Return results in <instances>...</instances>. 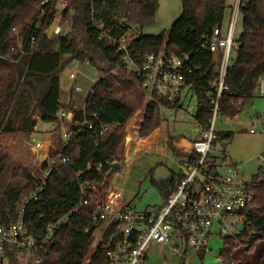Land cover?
Masks as SVG:
<instances>
[{
    "label": "trees",
    "instance_id": "1",
    "mask_svg": "<svg viewBox=\"0 0 264 264\" xmlns=\"http://www.w3.org/2000/svg\"><path fill=\"white\" fill-rule=\"evenodd\" d=\"M181 1L182 12L168 32L153 34L147 31L157 23L158 0H67L62 12L67 32L45 34L38 51L31 56V37L38 33L37 24L44 19L39 9L41 0H0V139L8 134L34 133L37 114L43 122L59 121L57 74L64 62L59 68L52 65L49 69H32L36 54L68 55V59L87 61L100 73L83 107H75L74 102L68 104L73 112L72 120L66 121L69 128L75 129L86 116H90L93 128L85 124L78 143L67 147L60 144L61 126L55 129L59 142L56 148L50 149L49 159L65 155L74 164L59 165L45 178L49 160L32 167L14 159L0 143L1 224L17 220L23 203L45 179L44 190L37 199L27 203L24 213L31 233L36 237L42 235L49 222L67 214L81 201L85 182L89 190L95 186L91 190L95 198L104 196L100 195L102 191L97 193L98 185L105 181L111 165L124 159L127 125L139 110L144 108L138 128L140 138L149 136L162 125L164 102L154 93L147 94L141 78L129 70L123 53L113 41L131 29H137L139 34L130 48L141 55L161 50L190 54L194 72L188 81L194 84L198 104L195 118L201 127L209 126L217 96L221 55L204 49L203 44L216 27L226 32L225 21L232 15L233 6L227 0ZM240 12L243 31L235 39L237 58L226 76L229 91L219 100L221 115L240 114L247 98L256 91L260 76L264 75V0H243ZM93 19L107 25L109 37H101L102 30L94 25ZM52 91L56 94L49 108L47 103ZM91 113L100 116L91 117ZM102 125L109 128L103 130ZM170 148L176 155L184 154L173 143ZM88 165L102 167L88 171ZM250 186L254 200L245 211L244 228L235 236L224 237L220 264H264V163ZM99 224L93 219L90 207L71 214L54 243L38 253L43 261L31 260L28 264H108L106 251L113 226L105 230L91 253ZM259 245L261 251L249 262L246 254ZM241 247L246 250L240 256ZM16 255L15 249L10 250V264H18Z\"/></svg>",
    "mask_w": 264,
    "mask_h": 264
},
{
    "label": "built area",
    "instance_id": "2",
    "mask_svg": "<svg viewBox=\"0 0 264 264\" xmlns=\"http://www.w3.org/2000/svg\"><path fill=\"white\" fill-rule=\"evenodd\" d=\"M242 1L237 0L226 33L216 27L203 44L204 49L221 55L217 96L211 108L212 117L207 128L199 129V136L193 141L191 149L181 155L183 172L175 180L164 204L142 210L132 201L125 202L119 191L95 198L96 194L91 191L95 186H91L89 190L85 185L88 183L85 182L81 201L67 214L49 222L44 233L36 237L27 227L24 213L27 203L33 198L37 199L44 190L46 180L43 179L31 197L23 203L17 220L7 225L0 223V264H10L12 249L17 251L18 264H28L31 260L42 262L43 258L38 255L40 250L54 243L58 231L69 221L71 214L89 207L97 222L113 218L108 226H113L106 251L108 264H146L147 252L152 244H165L173 237L179 241L173 247L180 251L182 246L206 248L208 239L214 235L235 236L239 232L237 226L243 222L245 211L254 200V192L250 184L238 181L237 165L219 144L221 133L216 130V122L221 111L219 100L229 91L226 76L235 62L230 61L231 51H237L238 48L234 31ZM66 4L67 0H41L39 9L42 10L44 19L37 24L38 33L31 37V56L38 51L45 34L53 36L61 32L60 26L59 31H55V23L57 14H62ZM93 23L102 30L101 37L110 36V30L106 29L104 22L93 19ZM138 34L137 29H131L113 39L118 51L123 53L129 70L136 72L141 78L142 87L147 94H156L169 107L181 104L184 97L187 98L188 94L192 95L194 92V84L188 81V76L194 72L190 54L177 55L161 50L141 55L130 48ZM70 77L74 78V73ZM257 91L264 97V75L258 80ZM57 103L58 116L67 120L69 110L63 106L61 98L57 99ZM85 124L89 129L93 128L88 116L75 129L64 127L61 134L62 146L78 143ZM108 128L109 125H102L103 130ZM251 132L254 130L251 129ZM33 145L37 153L46 147L42 140H36ZM128 161L125 159V163ZM66 164H74V160L65 155L49 159L45 178H48L55 167ZM101 167L102 165H88L87 170H98ZM120 170L116 172L117 175H120Z\"/></svg>",
    "mask_w": 264,
    "mask_h": 264
},
{
    "label": "rangeland",
    "instance_id": "3",
    "mask_svg": "<svg viewBox=\"0 0 264 264\" xmlns=\"http://www.w3.org/2000/svg\"><path fill=\"white\" fill-rule=\"evenodd\" d=\"M160 7L157 15V23L148 29V33L158 34L170 29L171 24L175 17L182 11L181 0H158ZM235 4V0H228ZM235 2V3H234ZM235 8V7H234ZM230 17L228 16L225 21V28L228 27ZM62 14H57L56 23L63 26V33H66L68 28L65 21H63ZM52 31V29H51ZM243 31V15L239 11L237 14L234 39H238ZM69 56H60L58 54L45 55L36 54L32 69H49L48 67L54 65L59 69L57 78L60 89V97L63 103H69L74 101L79 107L85 105V100L88 97L91 89L95 85L97 79L100 77L99 71L87 61H80L78 59H68ZM237 58V51L232 49L230 55V61L233 62ZM40 67V68H39ZM74 73L75 78H70V74ZM55 91H52L49 95L47 107L52 108V101L54 99ZM34 108V104H33ZM198 110V104L196 97L188 96L183 101L181 107H161V116L163 118L161 132L166 135L178 136L179 139L186 137L190 141L194 140V136L197 134L196 112ZM37 114V111H36ZM97 116L96 113H92ZM144 116V108L139 110L127 125V136L131 137V140L126 143L125 152L130 151V164H126L123 160L121 168V176L116 173L108 174L105 181L98 185L102 191L100 195L106 196L111 190L116 191L121 189L124 194L125 202L134 203L139 209H146L147 207H157L164 204V194L158 185H154L150 176V169L156 162H163L169 166L170 169L178 174L182 171L183 156L175 155L173 152L168 151L165 155V146L163 144V137L158 138L156 134L152 136L154 130L149 136L140 138L138 136V128ZM242 124L237 123L234 120H229V123H224L221 120L225 119L221 113L217 117L216 130L224 131L227 128L234 129L235 135L233 139L224 138L220 144L230 151H237L238 165L241 170L242 178L241 182L249 183L253 180L254 175L257 174L259 168L264 163V97L258 95L256 90L254 94L247 98L242 113H240ZM39 123V120H38ZM48 125V122L39 123L37 128L42 129ZM158 127V128H160ZM36 128V130H37ZM157 128V129H158ZM253 129L254 132L250 130ZM34 135V136H33ZM47 136L43 134H8L3 135L0 139L1 145L13 156L14 159L30 164L32 167L40 166L39 161H36L38 155L34 150L33 143L38 139H45ZM47 139V138H46ZM157 143L154 145V142ZM44 141V140H43ZM58 139L55 141L57 147ZM154 145V146H152ZM43 150V149H42ZM41 150V151H42ZM137 151V153H136ZM170 186V184H169ZM168 186V187H169ZM169 190V189H168ZM167 190V191H168ZM113 218H108L103 221L97 227L94 236L95 240L92 246L91 253H93L98 244L100 243L102 236L109 226ZM215 231L217 228L214 229ZM173 241V242H172ZM175 243L176 239L170 241ZM169 241L165 243L163 252H160V248L155 246L151 249L149 261H153V264H183V256L181 253L172 249V244ZM179 242V241H177ZM224 246V237L221 235H214L208 239V245L206 248H197L195 246H188L185 254L184 264H220V251ZM184 246H182V252ZM205 249V250H204ZM262 246H258L254 251L248 255V261L252 262L258 253L261 251ZM246 247L239 249L240 256L244 255Z\"/></svg>",
    "mask_w": 264,
    "mask_h": 264
},
{
    "label": "crops",
    "instance_id": "4",
    "mask_svg": "<svg viewBox=\"0 0 264 264\" xmlns=\"http://www.w3.org/2000/svg\"><path fill=\"white\" fill-rule=\"evenodd\" d=\"M236 1V3H237V0H235ZM227 3L228 4H230V5H232L233 6V9L232 10H234V7L236 6V3L235 4H231V3H233V2H229L228 0H227ZM239 11H240V9H239ZM238 11V12H239ZM159 12V11H158ZM182 12V11H181ZM232 13H233V11H232ZM181 14V13H180ZM179 14V15H180ZM178 15V16H179ZM177 17H175L174 18V20L176 19ZM231 19H232V15H231V17H230V21H231ZM174 20H173V22H174ZM230 21H229V23H230ZM173 22H172V24H173ZM172 24H171V26H172ZM61 27V29H60V31H63V26H61V25H57V27L55 28V31H59L58 30V27ZM228 26H229V24H228ZM66 28H68V27H66ZM171 28V27H170ZM227 29H228V27L227 28H224L223 30H226L227 31ZM53 30V29H52ZM50 32H52V31H50ZM226 33V32H225ZM71 78V77H70ZM75 78V77H74ZM58 79V78H57ZM258 87V86H257ZM256 90H257V88H256ZM192 94V93H191ZM195 96V91L193 92V94L192 95H190V94H188V96ZM259 95V94H258ZM187 96V97H188ZM59 97H60V95H59ZM61 98V97H60ZM87 99V98H86ZM184 100H186V98L184 97V99L182 100V103L181 104H179V105H177V107H181L182 105H183V101ZM62 102H63V100H62ZM71 102H74V101H71ZM85 102H86V100H85ZM70 103V102H69ZM69 103H67L66 104V102H64L63 103V106L67 109V110H69V114H68V119L67 120H72V117H73V112L70 110V108L68 107V104ZM75 104V103H74ZM75 107H79L77 104H75ZM175 107V106H174ZM242 113V112H241ZM97 114V113H96ZM95 117L92 113H91V117ZM98 116H100L99 114H97V118H98ZM224 116V118L225 119H222L221 121L222 122H224V123H229V120H234V121H236L237 123H240V124H242V119L240 118V114H235V115H232V116H230V115H223ZM59 117V116H58ZM90 117V116H89ZM35 118L37 119V121L39 120V123H44L43 121H42V119H41V117L37 114V115H35ZM67 120H65L64 118H60L59 117V121H56V122H48V125H46V126H44L42 129H38L37 127V130L34 132V133H32V134H36V133H38V134H43L44 136L46 135L47 137V139L45 138V139H43L44 140V143H45V148L42 150V151H40L39 153H41L40 155H38V158H37V160L36 161H39V163H40V165L42 164V163H44V162H46V161H48L49 160V151H50V149L51 148H56V145H55V140H56V135H55V129H56V127H58V125L59 126H61V132H60V144L62 145V143H61V134H62V131H63V129H64V127H66L67 126V123H66V121ZM100 120H102V121H105V120H103V119H100ZM38 123V124H39ZM38 124H37V126H38ZM195 124H196V130H197V134L194 136V140H196L197 138H198V136H199V129L201 128V126L197 123V121L195 122ZM162 126V125H161ZM161 127L160 128H158V129H156L155 131H154V133H152V136L154 135V134H156V138H157V140H160V139H158V138H161V137H163V144H164V146H165V151L166 152H164V155L168 152V151H171V152H173L172 151V149L170 148V143H173L176 147H178L180 150H182L183 152H185V151H189L190 149H191V145H192V143H193V141L194 140H192V141H190L189 139H187L186 137H184V138H181V139H179L178 138V136H171V135H166L164 132H161ZM232 130H234V129H231V128H227V129H225L224 131H221V130H219L218 132H220L221 133V139H220V141H219V144H220V142H221V140L222 139H224V138H227V139H233L234 138V135H235V131H232ZM251 131V130H250ZM34 136V135H33ZM37 140H42V139H40V138H38ZM42 140V141H43ZM130 140H131V137H130ZM157 140L154 142V145L157 143ZM126 143H128V142H126ZM154 145H152V146H154ZM218 145V144H217ZM219 146V145H218ZM220 146L221 147H223L228 153H229V155H230V159H231V161L233 162V163H235L236 165H237V169H238V173H239V179H238V181L239 182H241V178L243 177L242 176V174H241V170H240V168H239V163H238V161L240 160V159H238V155H237V151L235 150H233V152L232 153H230V151L227 149V147H224L223 145H221L220 144ZM136 153H137V151H136ZM174 153V152H173ZM130 151H128L127 150V152H125V155H124V161H125V159H128L129 161H128V163H126V164H130ZM175 154V153H174ZM185 154V153H184ZM176 155V154H175ZM182 154H179L178 156H181ZM123 160H121V161H116V162H120V164H121V168H122V162H123ZM263 160H264V158H263ZM158 168H165L167 171H164L163 169H160L159 171H158V173H156V170L158 169ZM117 172V171H116ZM115 172V173H116ZM183 172V169H182V171L181 172H179L178 174H176V173H174L171 169H170V167L169 166H167V165H165L163 162L161 163V162H156L155 164H153L152 166H151V169H150V176H151V180H152V182L154 183V185H158L159 187H160V189H161V191L163 192V194H164V197L166 198V196H167V194L169 193V191H170V189L172 188V186H173V184H174V182H175V180L177 179V177L178 176H180L181 175V173ZM117 174V173H116ZM122 174H121V170H120V175L119 176H121ZM255 176V175H254ZM252 182V181H251ZM251 182H249V183H245L244 181H243V184H250ZM242 183V182H241ZM169 184H170V186H169ZM169 186V187H168ZM169 189V190H168ZM168 190V191H167ZM113 190H111L110 192H112ZM116 191H119V192H121V194H122V197H123V199H124V194H123V191L121 190V189H118V190H116ZM125 200V199H124ZM173 240V239H172ZM171 241V240H170ZM169 241V242H170ZM178 240L176 239V242H177ZM173 242V241H172ZM175 242V243H176ZM175 243H169V244H172V246H171V248L172 249H175L174 247H173V245L175 244ZM155 246H157V247H159L160 248V252L162 253L163 252V250H164V248H165V244H152V246L149 248V250L151 251V249H153ZM149 250H148V252H147V258H146V264H149L148 263V259L150 258V252H149ZM182 250V249H181ZM180 250V251H181ZM177 252H179V253H181L182 254V256H183V261H182V263L184 264V261H185V254H186V252H187V247L185 246L184 247V249H183V251L182 252H180V251H178V250H176ZM150 262V264H153L154 262L153 261H149Z\"/></svg>",
    "mask_w": 264,
    "mask_h": 264
},
{
    "label": "water",
    "instance_id": "5",
    "mask_svg": "<svg viewBox=\"0 0 264 264\" xmlns=\"http://www.w3.org/2000/svg\"><path fill=\"white\" fill-rule=\"evenodd\" d=\"M129 140H130V136H127L126 142H128ZM120 169H121V164H120V162H114V163L111 165V169H110V171H109V174H113V173H115L116 171H118V170H120ZM160 169H163L164 171H167L165 168H158V169L156 170V173H158V171H159ZM243 228H244V223H243V222L239 223L238 226H237V229L241 232V231L243 230Z\"/></svg>",
    "mask_w": 264,
    "mask_h": 264
}]
</instances>
